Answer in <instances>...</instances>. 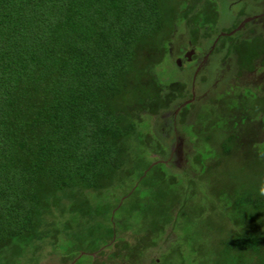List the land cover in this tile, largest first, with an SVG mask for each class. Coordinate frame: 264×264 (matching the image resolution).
Instances as JSON below:
<instances>
[{
	"label": "trees",
	"instance_id": "trees-1",
	"mask_svg": "<svg viewBox=\"0 0 264 264\" xmlns=\"http://www.w3.org/2000/svg\"><path fill=\"white\" fill-rule=\"evenodd\" d=\"M218 1L0 0V264H23L21 253H33L36 242L45 238L51 237L58 250L60 240L109 217L114 208L107 194L112 190L135 192L150 165H162L159 169L166 171L163 163L148 164L144 156L147 149L156 151L159 139L164 149L168 142L157 133V125L153 129L161 138L136 119L142 113L169 114L171 126L174 120L176 128L187 125L191 141L199 132L220 129L217 134L227 135L221 142L224 153L232 142L245 148L249 158L264 156V134H257L264 126V32L256 26L247 29L248 34L235 32L250 16L244 15L217 33L212 23ZM251 22L256 23L243 25ZM185 39L192 50L202 47L209 56L220 52L222 59L231 60L220 80L231 87L229 94L224 89L200 106L196 98L185 102L194 97L192 77L185 83L161 81L159 66ZM256 71L260 81L253 84L255 94L250 97L240 79ZM238 95L253 99L252 110L239 104ZM206 121L207 130L192 131ZM209 138L205 135L201 150L194 146L202 169L211 155ZM155 182L141 187L159 197L152 215L164 217L169 205L179 211L175 199L183 187L181 178L163 185ZM166 186L171 188L168 197L163 192ZM62 195L72 199L61 209L64 220L45 225L46 215L60 206ZM236 195L229 199L223 192L217 194L230 207V220L242 218L241 203L256 211L264 206L262 196ZM90 196L96 199L93 203ZM88 211L100 220H81ZM161 234L157 230L144 245L154 246ZM262 243L264 235L244 228L221 244L233 262L236 256L230 250L257 254ZM59 252L71 253L66 247ZM260 262L264 264V256Z\"/></svg>",
	"mask_w": 264,
	"mask_h": 264
},
{
	"label": "rangeland",
	"instance_id": "rangeland-1",
	"mask_svg": "<svg viewBox=\"0 0 264 264\" xmlns=\"http://www.w3.org/2000/svg\"><path fill=\"white\" fill-rule=\"evenodd\" d=\"M218 2L219 7L217 6L215 10L217 18L212 23L217 33L221 28L231 27L240 16H252L264 11V1L262 0H219ZM238 12L245 13L239 15ZM246 21H255L256 23L251 22L248 26H244L243 23ZM243 23L237 25L235 32L242 31L248 34L247 29L255 28V26L264 32L263 14L249 17ZM233 32L234 30L230 33ZM201 48L192 50L187 39L181 41L179 46L174 48L177 50L174 52V56H167L159 66L158 74L161 76V81L166 82L176 79L185 83L187 78L192 77L191 89L194 97L185 102H191L196 98L198 103L201 102L200 106H204L207 103L203 101L205 98L220 96L224 89H226L225 94H229L231 87L220 83V80L231 60L222 59L220 52L209 56ZM179 67L185 68L186 71ZM258 75H260L259 71L251 74L245 73L240 79L244 85L242 90L248 91L250 97L255 94L253 84L256 85L260 81ZM195 82L197 83L195 84ZM261 83L263 92L264 79L261 80ZM210 89L213 92L208 91ZM259 91L260 89L257 92ZM237 99L243 107H249L252 110L250 104L253 99L241 98L239 95ZM179 107L173 112L172 119L179 111ZM157 116L142 113L136 116V119L145 122L149 132L156 135V138L166 137L168 146L165 149L162 147V140L159 139L158 142L161 144H157L156 151L155 149L144 151L148 164L151 162L163 163L166 171L159 169L162 168V165L152 166L153 168H150V165L146 173L142 175L143 179L137 187L138 190L135 189V192H132V188L128 191L130 193L122 194L123 188L118 187L110 194L108 193L107 196L111 197L112 204L110 208H114L109 217L101 218V221L94 225L88 224L84 232H75L71 238L65 239V241L60 240L63 243L58 245V250L62 251L66 247L70 249L71 253L55 251L52 244L53 239L45 238L44 241L36 242L35 245L38 248L33 253L29 250L28 252L24 250L21 253L19 257L23 264H40V261H45V264H114L115 261V264H227L230 261L223 253L222 241L231 238L244 228L261 234V237L264 235V206L256 211L251 204L241 203L239 206L242 218L230 220L227 217L230 207L221 203L217 197V194L221 192L229 199L235 198L236 194L241 192H248L253 197L261 196L259 189L264 186V158H262L264 156L257 153L261 159L249 158L247 155L249 152H246L245 148L241 150L238 143L232 142L231 150L224 153L221 142L226 139L227 135L225 133L217 134L220 129L214 132V127V129L210 128L209 133L205 128L209 123L206 121L203 122V126L196 125L192 129L198 133L199 130L205 128L207 130L205 135L210 137L207 146L211 150V155L204 159L205 168L202 169L200 161L194 157L197 153L194 146L198 145L197 148L201 150L204 146L202 140L205 135L199 132L200 134L198 133L194 140H188L186 134L189 133H186L188 130L186 124L176 128L175 120L174 125L171 126L169 114H164L163 117L162 115ZM212 116L213 120H218L216 114ZM212 124L215 126V122ZM156 125L157 133L161 136L153 129V126ZM240 128L244 129L245 126L242 125ZM257 134L259 136L264 134V126L258 130ZM243 153H246V156ZM206 177L209 181L205 179ZM180 178L183 181V187L178 191V196L175 199L180 205V210L176 211L171 209L170 205L167 207L164 204L167 207L164 217H154L152 213L158 207L156 203L159 197H154L150 190H141V187L154 184L156 180L159 181V185L161 183L163 185ZM170 190L171 188L167 186L164 188L163 192L166 197L169 196L167 193H170ZM116 194H119V198ZM71 200L62 195L60 206L53 208L46 215L45 225L57 220L58 223L62 222L66 214L61 209H64L67 202ZM95 200V197H91L89 203H93ZM86 204L84 203L82 206ZM60 219L62 221H59ZM84 219L90 223L100 220V216L88 211L81 216V220ZM80 223L83 224L81 221ZM157 230L162 232L157 244L151 247L145 246L144 243H150L152 235H157ZM142 249L145 250L142 252ZM230 252L236 256V261L234 259L233 262H230L232 264H261L260 258L264 256V243L261 244L257 254L241 249H232ZM37 256H39L38 260ZM64 257H67L66 262Z\"/></svg>",
	"mask_w": 264,
	"mask_h": 264
},
{
	"label": "flooded vegetation",
	"instance_id": "flooded-vegetation-1",
	"mask_svg": "<svg viewBox=\"0 0 264 264\" xmlns=\"http://www.w3.org/2000/svg\"><path fill=\"white\" fill-rule=\"evenodd\" d=\"M262 1H264V0H262ZM254 6V5H253ZM249 8H250V10H251V7L249 6ZM257 14L258 15H261V14H263L264 15V11H262L261 13H256V15H252V16H248V17H246L245 19H247V18H249V17H254V16H257ZM245 19H243V21L245 20ZM208 54V53H207ZM204 59V58H203Z\"/></svg>",
	"mask_w": 264,
	"mask_h": 264
},
{
	"label": "clouds",
	"instance_id": "clouds-1",
	"mask_svg": "<svg viewBox=\"0 0 264 264\" xmlns=\"http://www.w3.org/2000/svg\"><path fill=\"white\" fill-rule=\"evenodd\" d=\"M264 158V157H262ZM259 195L264 196V186H261L259 189Z\"/></svg>",
	"mask_w": 264,
	"mask_h": 264
}]
</instances>
